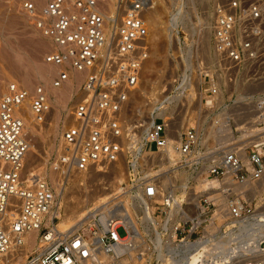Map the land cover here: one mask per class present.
<instances>
[{
    "label": "built area",
    "instance_id": "obj_1",
    "mask_svg": "<svg viewBox=\"0 0 264 264\" xmlns=\"http://www.w3.org/2000/svg\"><path fill=\"white\" fill-rule=\"evenodd\" d=\"M0 1L31 19L49 44L42 59L57 68L53 88L72 71L84 75L52 164L56 188L38 174L23 178L30 143L17 113L28 105L40 119L51 110L48 94L9 83L0 95V264H17L32 233L25 264H190L194 256L196 264H264V249L247 241L248 223L264 224L263 207L241 188L259 186L263 201L264 90L254 92L253 72L264 69V0L214 4L209 61L197 75L173 76L160 94V114L138 141L124 113L149 59L145 15L153 0H116L111 13L108 0ZM177 10L166 19L171 25ZM202 120L211 136L200 131ZM169 142L177 160L161 171ZM118 163L125 177L118 186L75 223L59 226L67 183ZM181 173L189 178L164 183Z\"/></svg>",
    "mask_w": 264,
    "mask_h": 264
},
{
    "label": "rangeland",
    "instance_id": "obj_2",
    "mask_svg": "<svg viewBox=\"0 0 264 264\" xmlns=\"http://www.w3.org/2000/svg\"><path fill=\"white\" fill-rule=\"evenodd\" d=\"M109 1L112 2L111 0ZM154 1L155 0H153V2ZM161 1V3L155 1L154 3H156V6L154 5V8L156 14L161 21L164 22V25H167L166 19L171 13L170 10L176 7V0ZM218 1L220 0H183L186 15L185 18L182 19V22L184 20L185 22L184 25L180 26V29H182L181 34H183L184 38H181V42L178 45L177 41L174 40L175 36H173V40H170L168 35L170 34L169 32L166 33L168 39L162 37L165 35L161 34L158 39L161 40V42L156 41V47L158 48L157 50H159L157 55H149V59L145 63L142 74L143 81L141 79L140 88L144 87L146 90L150 91L149 89L152 88L150 84L158 80L157 78L160 76L161 80L157 90V94H160L176 73L189 70L197 75L200 62L209 61L210 59L211 40L209 26L213 20V6ZM150 11L146 13L145 18L154 16V11ZM164 25L162 26L165 28ZM149 36L151 54L154 47H151L152 35H150V33ZM49 48V44L35 30L31 19L22 15L12 3L8 4L0 1V95L4 93L5 87L9 83H15L28 91L33 90L36 86H41L45 91H47V89L50 91L53 87L52 82L57 68L51 65L47 66V64L43 62V55ZM40 64L47 67L50 66V69L53 68V74L48 83H44L36 78L33 79V75H30L33 67ZM146 68H148V70L150 69L149 72L148 70L145 71ZM253 73L256 74V80H258L256 83L264 81V69H262V67L255 68ZM26 74H29L31 77L30 79L32 82L29 86H25L21 81L22 77ZM77 75L80 76V79L77 80L78 83L73 79V77ZM71 77L72 91H75V89L76 91H73V95H75L68 104H57L55 103V98L49 95L50 112L43 115L40 119L34 116L35 121L33 124L24 120L25 132L30 143L29 151L24 160V179H28L31 174H38L46 181L50 180V168H52L54 159L59 155L61 149L62 133L72 124L70 111L81 97L80 85L83 82V77L80 74L74 75L73 71L71 72ZM144 80H149V82L145 83ZM60 88L63 92H67L69 89L68 83H65ZM249 89V86H243L240 91L248 93L250 91ZM259 91L260 90H258V92ZM246 95H252V93ZM223 102L224 104L226 103V97L222 98V103ZM58 116H61L62 120L60 121L61 123L59 122L56 126V119H58ZM146 117L143 118L142 123L145 122ZM148 149H154V145H148ZM121 169L123 173L124 164L118 163L110 165L103 170L93 169L82 182L81 180L71 179L67 183V190L63 195L64 216L61 219L62 223L66 220H69L68 223L73 222L79 217L81 211L85 209L88 204L92 203L95 198L101 194H107L109 191L116 188L120 183ZM123 178H125L124 175H122V179ZM50 181L53 182V180ZM79 182H81V184L83 183V187L79 186ZM55 185L56 183L54 182V188H56ZM252 199L256 207H263L261 211L264 212V199L261 202L262 196L260 195ZM73 204L78 205V209L76 208L75 210L76 212H72V208L74 207ZM71 216L75 217L72 218ZM117 233L120 237L125 235L123 229H118ZM31 250L32 249H29V247L25 248L24 256L19 260L18 264H25V256L27 255L30 257V254L34 253V251Z\"/></svg>",
    "mask_w": 264,
    "mask_h": 264
},
{
    "label": "bare ground",
    "instance_id": "obj_3",
    "mask_svg": "<svg viewBox=\"0 0 264 264\" xmlns=\"http://www.w3.org/2000/svg\"><path fill=\"white\" fill-rule=\"evenodd\" d=\"M112 2H110L108 0V13H111L113 10V5L114 2L116 0H111ZM156 2L161 3V0H155ZM154 1V2H155ZM152 4V7L150 8L153 9L151 11H154V16H150L146 18V22H147V26H148V32L150 33V35H152V43H151V47H154L153 52H151L150 55H157V52L159 50H157L158 48L156 47V41H160L158 40L161 36V34L165 35L162 37H165V39H168V35L170 40H173V36L175 41L180 40V36H182L183 34H180V32L178 31V33L176 32V28L179 26L184 25L185 20L182 22V19L185 18V11H184V4L181 2V0H176L175 6L178 7V10L176 12V14H174V24H169V21L166 22L167 25H164V22L161 21V19L159 18V16L156 14L155 12V8L154 5L156 3ZM156 6V5H155ZM149 10V11H150ZM148 11V13H149ZM150 11V12H151ZM164 25L165 28L162 26ZM169 27H171V29H169ZM172 30V31H171ZM169 31H171V34L166 35V33H168ZM163 32V33H162ZM171 35V36H170ZM162 39V38H161ZM163 40V39H162ZM168 41V40H167ZM160 45V43H159ZM153 49V48H152ZM161 51V50H160ZM160 55V54H159ZM162 56V55H161ZM159 57V56H158ZM153 58V57H152ZM164 61V60H163ZM152 62V61H151ZM153 63V62H152ZM155 63V62H154ZM48 66V65H47ZM47 66H43V65H36L35 67H33L31 74L29 72L30 75H33V79H39L40 81L44 82V83H48L52 77L53 74V68L50 69ZM161 67V66H160ZM156 68V67H155ZM148 68H146L145 71H147ZM150 70V69H149ZM148 70V72H149ZM157 70V69H156ZM155 70V71H156ZM159 70V69H158ZM144 71V70H143ZM33 72V74H32ZM56 72V71H55ZM74 72V71H73ZM157 72V71H156ZM80 74L83 77L84 80V75L82 73H78V72H74V75L76 74ZM146 73V72H145ZM24 75L21 79L22 84H24L25 86H29L31 81V77L30 75ZM152 74V73H150ZM72 78V77H71ZM71 78L69 79L68 83V87L69 89L67 90V92H63L62 90H60L61 88H53L49 91L47 89L46 93L49 95H52V97L55 98L57 104H68V102L71 100V98L75 95H73V91H72V80ZM73 79L77 80L80 79V76H74ZM145 79V78H144ZM158 80H156L155 82L151 83L150 85H152V88L149 89L150 91L146 90L144 87L140 88V86L130 95L129 98V104H127L128 106V110H126V112L124 113V120H125V125L126 127L133 129V131H135L136 133V140H140V138H143L147 135V130H148V126H149V122L154 119V117L158 116V114H160L159 112V108L161 109V104H160V94H157V90L159 88V84H160V80L161 77L159 76V78H157ZM74 80V81H75ZM143 81V79H142ZM141 81V82H142ZM145 83H148L149 80H144ZM151 82V81H150ZM144 83V84H145ZM74 86V85H73ZM75 87V86H74ZM164 87V86H162ZM66 89V87H65ZM64 89V90H65ZM148 89V88H147ZM162 89V88H161ZM254 92L258 91V90H264V81L259 82L258 84H256L254 86ZM252 90V91H253ZM76 91V89H75ZM74 91V92H75ZM163 91V90H162ZM1 92V91H0ZM50 99V98H49ZM253 109V104H250L247 109L244 110V112H242L243 117L247 116L248 114L251 113ZM21 110V111H20ZM20 110L17 112L18 115L21 117L23 123L24 120L30 122V124H33V122L35 121L34 116L31 114L30 109L28 107V105H23L22 107H20ZM162 110V109H161ZM66 112V111H65ZM147 116V117H146ZM145 122L142 123L143 118H145ZM61 116H58V119H56V126L57 124L61 121ZM69 122V121H68ZM61 123V122H60ZM66 123V122H65ZM55 126V127H56ZM199 127H200V131L202 132H207L209 135L211 134L212 131L208 130L207 128L204 127V120H202L199 123ZM58 128V127H57ZM55 130V129H54ZM211 136V135H210ZM53 144V143H52ZM52 150V148H51ZM50 150V151H51ZM60 152V151H59ZM166 157H167V161H166V165L161 167V171L166 170L168 168H171L172 165H174V163L177 160V154L174 150V142H169V149L166 151ZM50 172H49V179L53 180V183L55 182V174L52 171V168H50ZM97 170H101L100 168H98ZM118 170V169H117ZM121 179L119 180V182L122 181V169H121ZM114 173V172H113ZM40 176V175H39ZM47 176V175H46ZM41 177V176H40ZM42 179H44L43 177H41ZM189 177L186 176L184 173L178 174L177 176L167 179L164 181L165 184H171L172 182H174L173 179H175V181H186ZM45 180V179H44ZM56 186V185H55ZM244 191H246V195L249 198L252 197H256L260 196L262 193V189L259 186H252L251 184H245L241 187ZM66 188L64 189V192H66ZM64 194V193H63ZM107 196V194H101L99 195L97 198L94 199V201L91 204H98L100 203L102 200H104V198ZM129 197H125L124 198V203L125 206H128L129 204ZM74 205V204H73ZM77 204L74 205V207L72 208V212L76 210L77 208ZM69 207V206H68ZM129 207V206H128ZM78 209V208H77ZM84 211V209L81 211V213ZM76 212V211H75ZM81 213L79 214V217L81 215ZM73 214V213H72ZM72 217V216H71ZM75 217V216H73ZM72 217V218H73ZM77 217L73 222L68 223L69 220H66L64 223H62V221L60 220V225L59 226H69L73 223H75L77 221V219L79 218ZM62 219V217H61ZM71 220V219H70ZM248 229H249V236L247 237V241H252L254 242L256 245H260L261 248L264 249V224H258V222L256 223V221H250L248 223ZM24 240L26 241V243L28 244L29 249H33L34 245H35V234H27L24 237ZM256 248V246H255ZM19 262V261H18ZM21 263V262H20ZM18 264V263H17ZM190 264H196V256L192 257L190 260Z\"/></svg>",
    "mask_w": 264,
    "mask_h": 264
}]
</instances>
